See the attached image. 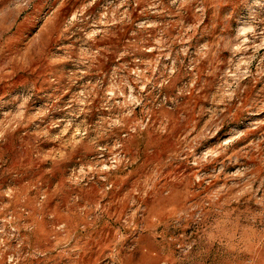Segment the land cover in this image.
<instances>
[{"label":"clouds","instance_id":"9594fccd","mask_svg":"<svg viewBox=\"0 0 264 264\" xmlns=\"http://www.w3.org/2000/svg\"><path fill=\"white\" fill-rule=\"evenodd\" d=\"M0 117V264H264V0H0Z\"/></svg>","mask_w":264,"mask_h":264},{"label":"rangeland","instance_id":"374dc122","mask_svg":"<svg viewBox=\"0 0 264 264\" xmlns=\"http://www.w3.org/2000/svg\"><path fill=\"white\" fill-rule=\"evenodd\" d=\"M44 71L45 70L42 68H35L33 72H26L24 75L31 79H36V77L42 75ZM40 84L41 81L37 80L38 87H40ZM33 123L39 124V120L33 121ZM42 127L43 126L41 125V128ZM0 137H8L11 141L10 144L5 146L8 152V155L5 158L8 161V164H5V167H8L10 164L17 161L23 165H28L29 159L26 157L31 153L32 147H35L38 151L45 154L44 159L41 162V168L44 164L51 163V157L48 155L50 149L53 150L51 156H62L65 154L58 150V145H53L48 141L43 140L40 136V129L32 128V123L22 126L19 117H0ZM37 137H39V139H37ZM33 141H35L34 144ZM21 154H24V159H21ZM23 170L32 172L37 171L35 168H27Z\"/></svg>","mask_w":264,"mask_h":264}]
</instances>
